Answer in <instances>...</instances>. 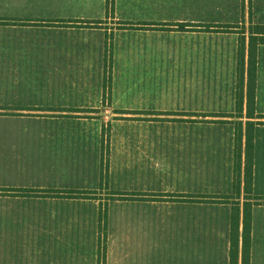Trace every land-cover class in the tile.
<instances>
[{"label":"crops","instance_id":"obj_1","mask_svg":"<svg viewBox=\"0 0 264 264\" xmlns=\"http://www.w3.org/2000/svg\"><path fill=\"white\" fill-rule=\"evenodd\" d=\"M109 14L105 0H0V120L9 121L0 123V241L41 242L34 257L42 264H69L67 251L83 256L82 233L113 249L133 247L113 253L124 264L144 258L147 240L164 242L168 252L144 263L242 264L248 210V264H264V119L245 118L249 29L264 26V0H253L249 13L242 0H112ZM243 39L242 118H235ZM122 61L167 67L172 89L117 94L110 77L108 93L88 94L81 84L90 75L66 76L67 66L112 70ZM35 68H44L40 77ZM67 82L79 85L75 96H66ZM28 86L40 91L27 95ZM129 95L143 102L123 103ZM162 96L172 100L168 122L159 121L161 103L146 102ZM93 113L140 121L66 123L67 115ZM254 113L264 116V45L256 48ZM29 119L36 122H17ZM244 120L255 123L251 199L243 169L239 195L233 190L235 125ZM87 207L112 211L103 230L98 213L83 218ZM28 210L36 213L21 212ZM118 212L128 213L111 219ZM97 259L96 251L88 264Z\"/></svg>","mask_w":264,"mask_h":264},{"label":"rangeland","instance_id":"obj_2","mask_svg":"<svg viewBox=\"0 0 264 264\" xmlns=\"http://www.w3.org/2000/svg\"><path fill=\"white\" fill-rule=\"evenodd\" d=\"M243 1V5H244V11H246L247 13H249L251 11V2L253 0H242ZM108 16L110 15L109 13L107 14ZM245 28V25L243 24L241 27L239 28ZM120 29V28H119ZM248 29V28H247ZM250 30V29H249ZM251 31V30H250ZM245 33V30H244ZM246 36V35H245ZM119 44H121V41L119 42ZM241 44V43H240ZM128 62V61H127ZM100 63V62H99ZM106 63V62H105ZM109 66L106 64H98L96 67H92V68H80V67H70L67 66L66 67V71H67V78L69 79H73L74 78V70L75 71H80L82 76H91V80L88 82H83L80 86H81V90L84 93H88V94H94L95 92L98 93L100 90H103V93H108V89L107 87H105V77H111V79L114 77V90L117 94H122V93H134V92H151V93H165L168 92L172 89V85H173V80L170 81L171 76L169 75L170 70L167 67H161V68H154V67H147V66H138L136 64H131L130 62L126 63V62H121L117 65H112V70L110 69L109 71L106 70V67ZM41 69L44 68H35V70H37V72L39 73H35V76L40 77V73ZM90 70H92V73H90ZM96 71V72H94ZM76 75H79V73H76ZM183 87H185V85H183ZM26 90L23 91V93H26L27 95H33V94H37L39 90L38 86L37 87H32V86H28L25 87ZM75 88H79V85L77 83H72V82H67L66 83V96H75V94H77L76 90H74ZM106 88V89H105ZM130 91V92H129ZM152 98H157V96H151ZM150 97V98H151ZM149 99V98H148ZM146 100V102H150V103H161L160 107H161V118L159 121L161 122H168L170 121L169 117L172 115V100L167 98V97H163L161 99H149ZM143 102V100L137 99L135 97H132L129 95L128 97H125L122 99V102H127V103H131V102ZM240 108L238 110H235V118H238V116L240 115ZM95 113L91 114V115H81V117L77 116V115H67V119H66V123L67 125H74V124H82V125H89L88 122H84V121H78V120H71L72 118H77V119H81V118H86V121H91L92 123L95 124H100L102 122H139L140 119H138V117L136 115H125V114H108V116L106 115H94ZM136 116V117H134ZM31 118V117H30ZM108 118V119H107ZM246 118V117H245ZM93 119V120H92ZM1 122H9V121H3L0 120ZM20 124H31V123H35L36 121H34V119H29L26 121L23 120H18L17 121ZM245 123H241L238 125H235V138H239L242 134L244 135V131L246 130V125H242V124H246L247 121H242ZM103 123V124H105ZM241 125V126H240ZM28 126V125H27ZM90 126V125H89ZM164 128V127H163ZM89 133H93V127H91V130L89 131ZM108 133L107 128L103 129V134L106 135ZM163 138H169V134L170 132H168L167 130L163 129ZM244 138V136L242 137V139ZM89 155V154H88ZM80 161V160H79ZM84 163V156H82V161ZM86 164L84 163V166ZM93 167V163L91 165ZM87 173V172H86ZM78 178H76L74 181H77ZM23 215H27V214H35V211L32 210H28V211H21ZM248 212V210H247ZM16 214L12 216V219L18 217V213H20L19 211L17 212H10V214ZM98 213L99 215V223L101 226L102 224H104L103 226H101V229L103 230V228L105 227V221H106V214L107 217L110 215V213H112V211H106V210H99L98 212H95L93 210H91L90 207H87L86 210H82V214H83V218H86L87 220H90L91 218H95L96 214ZM121 212L118 213H114L113 215H111V219L115 220L117 219H123L124 217L122 216L123 214L127 215L128 212H124L123 214ZM119 215V216H118ZM116 221V220H115ZM143 235H147L146 232L143 233ZM93 238H90L88 234H83L82 233V245H81V251L80 253L83 255H79L78 252H71V251H67V253H70L71 255L68 256V260H64L63 263H69V264H88L89 262V257L90 255H94L95 252L97 251V264H103L104 263V257H105V253L108 254L109 256H111L108 260V264H124L123 263V259H118V257H115V255H113V253H119L124 251L126 248V250L128 249H134L133 247H130L128 244H123L122 247H116L118 246L116 244H113V247L116 249H113L111 246H109L107 244V239H105L104 237L101 239V241L98 243V240L96 242V238H94V236H92ZM17 239V238H15ZM156 247L151 246V242L150 240L147 241H143L142 245H144V248H140V252L145 253L144 258L138 260L137 262H135L136 264H160L158 263L156 260H146V262L144 263V259H148V257H150L149 254H160V253H166L168 252V248H166V244H164V242L161 243H157ZM259 244V243H257ZM42 243L41 242H25V241H14V242H3L0 241V264H42V260L40 259H36L34 257V254L36 252L41 251L42 248ZM120 245V244H119ZM128 245V246H127ZM168 245V243H167ZM99 252L101 254V258L99 260ZM91 253V254H90ZM147 254V255H146ZM87 255V256H85ZM120 258V257H119ZM63 260V259H61ZM164 262H162V264H170V260H164ZM261 260L257 259V264H260Z\"/></svg>","mask_w":264,"mask_h":264},{"label":"trees","instance_id":"obj_3","mask_svg":"<svg viewBox=\"0 0 264 264\" xmlns=\"http://www.w3.org/2000/svg\"><path fill=\"white\" fill-rule=\"evenodd\" d=\"M107 14L112 10V0H105ZM251 30V31H250ZM249 30V41L246 55V112L245 117L247 119H264V116H255L254 103H255V88H256V48L258 45H264V26H254ZM254 31V32H253ZM241 43V44H240ZM239 43L237 51V80H236V95L237 101L240 102L238 110H241V101L244 91V63H245V48L244 39ZM106 70L109 71L110 67L107 66ZM111 83L110 77H105V87L109 89ZM106 89V88H105ZM242 118V116H238ZM240 124V123H239ZM258 124H264V122H258ZM246 130L244 135L242 134L239 138H235V155H234V176H233V190L234 195H239V174L243 169L244 174V195L246 199H251V186H252V146H253V126L255 123L246 122ZM241 126V125H240ZM244 136V164L241 168V142ZM237 217V209H232V224ZM249 211L245 210L244 215V228H243V242H242V264H248L249 255ZM101 254L99 252V260Z\"/></svg>","mask_w":264,"mask_h":264}]
</instances>
